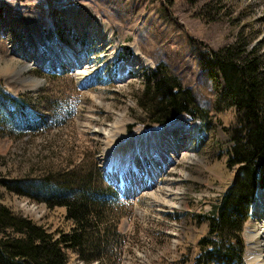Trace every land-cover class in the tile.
I'll use <instances>...</instances> for the list:
<instances>
[{
  "label": "rangeland",
  "instance_id": "374dc122",
  "mask_svg": "<svg viewBox=\"0 0 264 264\" xmlns=\"http://www.w3.org/2000/svg\"><path fill=\"white\" fill-rule=\"evenodd\" d=\"M163 1L0 0V204L49 230L69 231L64 209L51 210L26 194L37 198V185L56 176L76 186L91 179L88 189L113 203L106 216L114 230L110 246L90 264L175 263L207 232L195 216L209 213L235 177L226 167L232 143L225 132L235 125V110L221 98V76L200 59L240 40L264 55V0H176L169 9ZM158 67L191 90L204 121L187 114L164 125L142 120L143 75ZM16 97L28 101L29 116L21 118L7 102ZM8 118L40 126L13 128ZM179 118L198 126L187 152L153 188L114 200L105 170L122 173L152 132ZM156 147L148 165L160 158ZM252 220L243 234L246 264ZM69 264L87 263L72 256Z\"/></svg>",
  "mask_w": 264,
  "mask_h": 264
},
{
  "label": "trees",
  "instance_id": "16d2710c",
  "mask_svg": "<svg viewBox=\"0 0 264 264\" xmlns=\"http://www.w3.org/2000/svg\"><path fill=\"white\" fill-rule=\"evenodd\" d=\"M186 1L197 4L200 0ZM175 2L164 0L163 5L169 9ZM245 47L240 40L200 59L204 68L221 76L225 85L221 98L235 110V125L225 130L232 143L226 167L235 177L209 213L195 216L198 223L208 224L206 234L172 264H246L243 234L257 192L264 189V55L257 46ZM7 102L15 105L21 118L30 115L27 100L16 97ZM7 102L2 103L4 108ZM138 105L142 120L150 125H164L182 114L204 121L206 115L191 90L163 67L143 75ZM7 121L22 130L40 126L17 118ZM37 188L41 189L37 198L26 195L51 210L64 209L70 230H49L0 204V264H69L72 256L87 264L99 261V250L109 247L112 239L114 229L106 212L113 203H106L99 189H91L94 194H90L91 179L76 186L71 178L56 176L41 181ZM109 193L118 200L115 190Z\"/></svg>",
  "mask_w": 264,
  "mask_h": 264
},
{
  "label": "bare ground",
  "instance_id": "6f19581e",
  "mask_svg": "<svg viewBox=\"0 0 264 264\" xmlns=\"http://www.w3.org/2000/svg\"><path fill=\"white\" fill-rule=\"evenodd\" d=\"M69 19L71 20L72 18ZM51 38L55 39L56 36L51 35ZM51 54H54V52ZM34 60L39 64L41 63V60L35 58ZM60 68L66 69V63L63 68L61 66ZM151 135L152 136H148L150 141L149 144H146V142L143 144V146L146 147L144 151L137 154H131L126 162H124L125 165L122 170H131L130 177L127 176V173L125 174L124 171L118 173L117 170L114 169L111 171L105 170L107 179L116 185L115 187L119 189L122 195L126 196L129 194L136 197L141 191L151 189L154 185H157L156 181L158 176L161 174L163 176L168 166L173 165L172 163H175L176 158L180 157L181 153L183 154L187 152L189 149L187 142H191V140L198 137V126H190L184 121V119L179 118L173 123L166 125L163 129L152 132ZM162 135H165L163 138L167 139V144H163V140L159 138ZM153 138H156L159 141L154 143L152 141ZM182 141H185V143L183 144ZM157 145L161 150V154L157 152V154L160 155V158L155 160L152 169L148 171L147 167H145V161L153 158L152 156L156 153L155 150L157 149ZM129 185L133 186L131 194L129 193ZM259 195L260 200L259 202H256V209L254 208L255 217L252 220V225L249 229L247 228L249 233L248 259L250 264H264V210L260 205L261 201H264V192H260Z\"/></svg>",
  "mask_w": 264,
  "mask_h": 264
},
{
  "label": "water",
  "instance_id": "95a60500",
  "mask_svg": "<svg viewBox=\"0 0 264 264\" xmlns=\"http://www.w3.org/2000/svg\"><path fill=\"white\" fill-rule=\"evenodd\" d=\"M260 192H261V190H260V191H258V194H259ZM258 194H257V195H258Z\"/></svg>",
  "mask_w": 264,
  "mask_h": 264
}]
</instances>
